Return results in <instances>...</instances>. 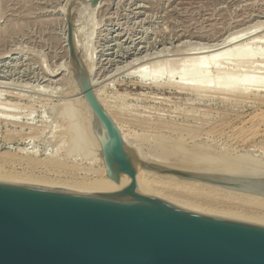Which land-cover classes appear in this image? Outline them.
Returning a JSON list of instances; mask_svg holds the SVG:
<instances>
[{
    "label": "rangeland",
    "instance_id": "374dc122",
    "mask_svg": "<svg viewBox=\"0 0 264 264\" xmlns=\"http://www.w3.org/2000/svg\"><path fill=\"white\" fill-rule=\"evenodd\" d=\"M251 27H258L257 30L263 34L264 0H0V86H2L0 103L5 104H0V167L2 168L0 169L7 173L10 171L12 175L20 172L17 176H22L21 178L23 174H25L24 178L29 175L27 179L37 175L39 178L34 176L33 179L38 181H44L46 177L45 181L50 180V183L67 179H70L69 182L73 180L72 183L86 182L94 178V171L100 166L98 151L86 134L82 141H78V138L71 134V121L65 112L67 108L70 112L72 109L73 112L77 110L78 112L74 115L78 114L81 118L83 128L91 125L87 110H82V102L79 101L80 98H77L80 95H78L80 90L77 89L76 82L79 69L76 68L70 53L69 32L76 59L78 58L82 66L81 71L83 72L86 67L85 62H81L79 52L88 58L91 73L89 77L85 70L86 77L88 75V78L96 82V88L102 91L108 107L115 111L121 110L124 113L123 117L126 115L136 117L132 121L127 120V123L121 122V124L124 126L130 124L132 129L135 126L133 130L137 135L133 136V140L139 148H141L140 145L143 146L140 150L144 154L146 152V160L159 164L165 159L176 157L175 163L178 158L181 162L178 167L188 168L191 165L182 164V161L190 163V160L197 159L196 157H199L198 160L203 157L204 160L209 158L213 162L222 160V165L218 167L232 166L237 161L239 163L236 165L244 164V167L255 164L258 165L256 167H264L263 91L261 93L255 91L252 95L249 94L247 99L233 98L234 101L227 103L220 101L219 97L222 95L218 97L215 94V97L211 94L210 96L209 92L208 95L205 91L188 93L175 88L140 83L137 77L130 75L127 71L132 65L150 58V55L151 57L153 55V59L160 57L159 60L172 58L164 56L165 53L170 55L177 50L180 52L181 48L184 49L181 51H185L194 46H205V43L206 46L210 42V45L219 43L225 39V35L227 38L229 33ZM261 33H257L256 36L263 37ZM194 43L196 45H193ZM256 47H259L260 51L259 57H255L256 61L261 58L259 61H262L264 70V43L257 44ZM152 52H155L157 56H154ZM229 64L225 65V68L235 70L233 68L235 64ZM148 66L147 68H150ZM262 68L260 71L264 72ZM124 92L129 95H124ZM175 92H180V95ZM250 96L254 97L250 98ZM249 98L254 102H251ZM146 119L151 120L150 123L153 119L154 121L160 119L167 122L166 126L191 130L193 128L192 131L200 130V133L195 131L190 136L187 134L184 138L180 136L185 144L189 146L191 144L190 147H183L187 149L183 150L185 152L174 148L171 152L169 151L173 156L167 152L162 155L160 152V158L155 159L153 154L157 155L156 151L159 152L161 149L160 147H158L159 150L156 149L157 143L164 139H171L172 135L169 134V138L168 134H165L164 137L152 129H144L143 124ZM148 123L146 122V125ZM176 124L178 127L175 126ZM91 133L94 134L93 129ZM177 135H173L176 137L172 138H179ZM156 141L159 142L156 143ZM148 152L151 153L148 154ZM91 157L92 159L96 157L98 161L94 159L92 163ZM239 157L244 158L243 161ZM31 158H34L33 162ZM56 158L62 163L56 164L52 161ZM223 162L227 165H223ZM42 163L45 164L41 165ZM177 164L180 163L177 162ZM215 165L210 167H216ZM3 167L6 169L3 170ZM39 175L43 178L40 179ZM67 181L62 183L67 185ZM69 182L68 185H73ZM177 184L170 181L159 185L167 187L166 192L169 195L172 194L171 197H176L175 201L187 202L185 204L189 207L197 203L195 207L198 209L264 220V203L262 202L243 196L241 198L239 195H236L238 197L224 195L220 191L205 190V187L189 189Z\"/></svg>",
    "mask_w": 264,
    "mask_h": 264
},
{
    "label": "water",
    "instance_id": "95a60500",
    "mask_svg": "<svg viewBox=\"0 0 264 264\" xmlns=\"http://www.w3.org/2000/svg\"><path fill=\"white\" fill-rule=\"evenodd\" d=\"M68 45L74 59L69 32ZM104 177L121 190H90L0 176V264H264V222L156 200L136 170L264 199V168H180L144 159L119 134L85 74Z\"/></svg>",
    "mask_w": 264,
    "mask_h": 264
},
{
    "label": "bare ground",
    "instance_id": "6f19581e",
    "mask_svg": "<svg viewBox=\"0 0 264 264\" xmlns=\"http://www.w3.org/2000/svg\"><path fill=\"white\" fill-rule=\"evenodd\" d=\"M261 24V23H260ZM263 24V23H262ZM259 26V25H258ZM261 26V25H260ZM258 27H251V28H242L241 30L237 31V32H233V33H229L228 37L226 38L224 36V40H222L221 42L219 43H212L210 45H207L206 46V43H205V46H200L199 47H192V48H189L185 51H181V50H184V49H179L180 52L177 50L176 53L174 54H170V55H165L164 56H171L172 58H164V60H159L160 57H158L157 55L154 54V56H157L156 60L155 57L153 59V55L151 57V53L149 52V55H150V58L148 57V59L146 60H142L140 61L138 64H135V65H132L131 67H129L130 69L127 70L129 71V74L134 76V77H137V81H139L140 83H148V84H152L154 85L155 87L158 86V87H161V86H165V87H169V88H175V89H178V90H181V91H188L189 92H194V91H201V92H209L210 96H212L214 94V96L216 97V95L219 97L220 101L221 102H227V103H230L231 101H234L233 98H239V97H244L245 99H247L246 97L251 94L255 91H258V92H264V76H261L262 74L264 75V72H261V68H262V61H259V59L261 58H258V60L256 61V56H258V54H260V51L258 50V48L256 47L257 44H260V43H264V36L263 37H258L256 36L257 33H261L259 32V30H257ZM261 30V29H260ZM261 35H264V31H263V34L261 33ZM183 38V37H182ZM220 40V39H219ZM66 42V36L64 38V43ZM115 42V41H114ZM179 42V41H178ZM188 42V41H187ZM218 42V41H217ZM72 44H73V41H72ZM188 44V43H187ZM181 45V44H180ZM193 45H196L195 43ZM64 46L66 47V45L64 44ZM198 46V45H197ZM128 47V46H127ZM178 47V46H177ZM180 47V46H179ZM73 48H74V45H73ZM75 48L77 50V46L75 45ZM139 48V47H138ZM166 48V46H165ZM164 48V49H165ZM172 49V48H171ZM176 50V48H174ZM173 49V50H174ZM186 49V48H185ZM261 50H263L262 48H260ZM161 51V50H160ZM164 54V52H162ZM170 53H173V52H170ZM262 53V51H261ZM74 54H75V49H74ZM79 57L81 58V62L83 61V63L85 62L84 66L86 67L83 68V70L85 69L86 72L88 73L89 77H90V73H91V69L89 67V62H88V58H86L84 56V54H81L79 52ZM138 54V53H137ZM157 54V53H156ZM159 54V52H158ZM168 54V53H167ZM147 56V55H146ZM145 56V57H146ZM161 56V55H160ZM144 57V56H143ZM162 57V56H161ZM259 57V56H258ZM139 58V57H138ZM141 58V57H140ZM147 58V57H146ZM78 59V58H77ZM76 59V54L74 56V63L76 65V68L79 69V71H81L82 69V66L80 65L79 61ZM135 59V58H134ZM133 59V60H134ZM145 59V58H144ZM166 59V60H165ZM264 59V57H263ZM139 60H137L138 62ZM136 62V63H137ZM264 62V61H263ZM235 64V66L233 68H235V70H230V72L225 68L227 64ZM134 64V63H133ZM147 64L149 65H152L151 67L148 66ZM121 65V64H120ZM123 65V64H122ZM129 65V64H128ZM230 65V64H229ZM228 65V66H229ZM125 66V65H124ZM123 66V67H124ZM150 67V68H147ZM240 66V67H238ZM238 67V68H237ZM122 68V67H121ZM127 68V67H125ZM229 68V67H228ZM117 69V68H116ZM85 70L81 73L85 74L86 76V73H85ZM263 70V68H262ZM74 71H75V68H74ZM264 71V70H263ZM116 72V71H115ZM51 73V72H50ZM128 74V73H127ZM128 74V75H129ZM88 75H87V78H88ZM108 75V74H107ZM106 75V76H107ZM49 79V78H48ZM90 83V87L94 93V96L96 98V100L99 102V104L101 105V107L104 109V111L107 113V115L109 116V118L111 119V121L114 123V125L116 126V129L118 130L119 134L124 138V140L129 144V146L135 151L137 152L140 156H142L144 159L147 158V155H146V152L144 154V152H142L140 149H142L143 146L140 145L141 148L138 147V145L135 144V141L133 140V136L136 134L135 133V130H133L135 128L132 129L129 125L127 126H124L121 124V122L123 123H127V120L129 121H132V119H135V118H132V116H124V113L121 111V110H111L108 105H107V100L106 98L103 96V93L101 90H99V88H96V82L91 79V78H88ZM42 80V79H41ZM12 83V81H11ZM138 83V82H137ZM14 85V84H13ZM34 85V84H33ZM32 85V86H33ZM27 86V85H26ZM46 86V85H45ZM2 86H0L1 88ZM121 87V86H120ZM4 88V87H3ZM40 88V87H39ZM78 85H77V89H78ZM44 90V89H43ZM79 90V89H78ZM158 90V89H157ZM161 90V89H160ZM4 91V90H3ZM6 92V91H5ZM119 92V91H118ZM168 92H171V91H168ZM177 92V91H176ZM175 92V93H176ZM200 92V93H201ZM1 93H2V90H1ZM0 93V94H1ZM66 93V92H65ZM174 97H175V94L174 92H172ZM179 95H180V92H178ZM176 93V94H178ZM185 93V92H184ZM196 93V92H195ZM194 93V94H195ZM80 94V95H79ZM119 94V93H118ZM117 94V95H118ZM121 94V92H120ZM127 94L126 92H124V95ZM187 94V93H186ZM208 94V95H209ZM212 94V95H211ZM216 94V95H215ZM78 97L77 98H80V102H82L81 104V107L82 110L84 109L85 111L87 110V113L89 114V117L91 118V125H86L85 128H83L84 124L81 122V118H79L78 114L74 115L75 113H77L78 111L76 110L75 112H73L71 110L70 112V109L65 111L66 112V115L68 116V118L70 119V123H71V134H73L74 137H77L78 141H82L83 140V136H85V134L87 135V137H89L88 139H90V141L92 142V145L95 146V148L97 149L98 153L101 149V145H100V142L98 140V138L96 137L95 133L92 134L91 133V129H93L92 127V117H93V111L92 109L90 108V106L88 105L87 101L85 100V98L83 97L82 93L79 91L78 92ZM129 94H127L128 96ZM170 95V94H169ZM172 95V96H173ZM190 95V94H189ZM121 95H119L120 97ZM126 96V98H127ZM153 96V94L151 95ZM156 96V94H155ZM203 96V95H201ZM207 96V95H206ZM208 96V97H210ZM161 97V95H160ZM171 97V95H170ZM196 97V96H195ZM208 97H206L208 99ZM251 97H254V96H250ZM118 98V96H117ZM123 100L124 97H122ZM168 98V97H167ZM197 98V97H196ZM204 98V99H206ZM212 98V97H210ZM249 98V99H250ZM189 99V97H188ZM202 99V98H201ZM241 99V98H240ZM248 99V100H249ZM121 100V98L119 99ZM196 100V99H195ZM199 100V99H198ZM251 100V99H250ZM256 100V99H255ZM67 101V100H66ZM73 101H75L73 99ZM78 101V102H79ZM254 102V100H251V102ZM86 104H85V103ZM123 102V101H122ZM242 102V101H241ZM6 103V102H5ZM10 103V102H8ZM75 103V102H74ZM1 105L3 103H0ZM78 104V103H77ZM5 105V104H3ZM7 105V104H6ZM11 105V103H10ZM69 105V104H68ZM16 106V104L14 105ZM12 106V107H14ZM51 106V105H50ZM55 106V105H54ZM58 106V105H57ZM79 106V105H78ZM6 107V106H5ZM11 107V106H10ZM62 107V106H61ZM60 107V108H61ZM3 108V107H2ZM59 108V107H58ZM80 108V107H79ZM10 110V109H9ZM14 110V109H13ZM52 110V109H51ZM62 110V108H61ZM64 110V109H63ZM16 111V110H15ZM19 111V110H18ZM64 112V111H63ZM68 112V113H67ZM193 112V111H192ZM183 113V112H182ZM186 113V112H185ZM5 114V113H4ZM32 114V113H31ZM59 114H60V111H59ZM123 114V115H122ZM204 114V113H203ZM62 115V113H61ZM64 115V114H63ZM65 115V116H66ZM134 115V114H133ZM15 116V115H14ZM58 116V115H57ZM128 116V117H127ZM189 116V115H187ZM131 118V119H129ZM188 118V117H187ZM17 119V118H16ZM85 119V118H84ZM141 119V118H140ZM191 119V118H190ZM189 119V120H190ZM201 119V118H200ZM199 119V120H200ZM202 120V119H201ZM90 121V120H89ZM139 121V119H138ZM151 120H145V127H142L144 129H152L154 130L155 132H157V134H161L160 136H164L165 134H170V136L172 135V137H176V136H173L175 134H178L177 136L179 138H175L173 139L171 137V139H164L163 141H160V143H157L159 141H156V143L158 144V146L156 147V149L159 150L158 147H160V151L157 152V155L156 154H153V156L155 157V159H158L160 158L159 155H163L165 154V152L169 153V151L171 152V149H179L181 150L182 149V152H185L183 150H185L186 148H183L184 146H189L188 144H185V142L182 140L187 134V136H190L191 133L195 132V131H192L191 129H185V128H173V127H170V126H166L167 122L166 121H163V120H160V119H153L152 123H150ZM68 122V121H67ZM85 122H87L85 120ZM135 122V121H134ZM140 122V121H139ZM143 122V121H142ZM146 122H149L148 125H146ZM154 122V123H153ZM184 122V121H183ZM187 122V121H186ZM130 123V122H129ZM165 123V125H163ZM170 124V122H168ZM138 124V123H137ZM170 125H173V124H170ZM178 124H176L175 126H177ZM188 125V124H187ZM206 125V124H204ZM69 126V127H70ZM140 125H138L139 127ZM180 126V125H179ZM189 126V125H188ZM66 127V126H65ZM68 127V128H69ZM137 127V126H136ZM178 127V126H177ZM186 127V125L184 126ZM192 127V126H191ZM194 127V126H193ZM198 127V126H196ZM200 128V127H199ZM198 128V129H199ZM65 129V128H64ZM67 129V128H66ZM196 129V128H194ZM197 129V130H198ZM210 129H208L209 131ZM66 131V130H65ZM204 131V130H203ZM202 131V132H203ZM86 132V133H85ZM185 132V133H184ZM198 133H200V130L199 131H196ZM205 132V131H204ZM195 134V133H194ZM197 134V133H196ZM195 134V135H196ZM95 135V136H93ZM137 135V134H136ZM156 135V134H155ZM199 135V134H198ZM201 135V134H200ZM151 136V135H150ZM157 136V135H156ZM166 136V135H165ZM164 136V137H165ZM167 136V137H168ZM169 136V138H170ZM180 136L183 138L180 139ZM193 136V135H192ZM191 136V137H192ZM73 137L74 140H76L75 138ZM96 137V138H94ZM194 137V136H193ZM154 138V137H153ZM157 138V137H156ZM155 138V139H156ZM31 139V138H30ZM173 139V140H172ZM188 139V138H187ZM76 140V141H77ZM159 140V139H158ZM185 140V139H184ZM192 140V139H191ZM73 141V140H72ZM77 141V142H78ZM195 141V140H194ZM53 142V141H52ZM61 142V140H60ZM90 142V144H91ZM98 142V143H97ZM80 143V142H78ZM77 143V144H78ZM88 143V142H87ZM147 143V142H146ZM61 144V143H60ZM153 145L155 144L154 142L152 143ZM100 145V147H99ZM197 145V144H196ZM191 146V144H190ZM189 146V147H190ZM193 146V144H192ZM199 146V145H198ZM145 147V146H144ZM149 147V145H148ZM155 147V146H154ZM195 147V146H194ZM193 147V148H194ZM204 147V146H203ZM147 149V148H145ZM152 149H155L152 147ZM155 149V150H156ZM203 149V148H202ZM206 149V148H205ZM208 149V148H207ZM206 149V150H207ZM144 150V149H143ZM149 150V149H147ZM146 150V151H147ZM164 150V151H163ZM178 150V151H179ZM187 150V149H186ZM199 150V149H198ZM150 151H151V148H150ZM173 151V150H172ZM92 152V151H91ZM153 152V151H152ZM161 152V154H160ZM164 152V153H163ZM181 152V151H180ZM205 152V151H204ZM151 152H148V154H150ZM159 153V154H158ZM177 153V152H175ZM190 153V152H189ZM187 153V154H189ZM200 153V152H199ZM198 153V154H199ZM70 154V152H69ZM170 154V153H169ZM169 154L167 156H169ZM173 154V153H172ZM194 154V153H193ZM197 154V153H195ZM55 155H57L55 153ZM60 155V154H59ZM88 155V154H87ZM171 155V154H170ZM182 155V154H181ZM201 155H203V153H201ZM227 155V154H226ZM47 156V155H46ZM51 156V155H50ZM58 156V155H57ZM69 156V155H68ZM166 156V155H165ZM166 156V157H167ZM173 156V155H171ZM192 156V155H191ZM208 156V155H207ZM59 157V156H58ZM73 157V156H72ZM98 159H99V163H100V166H98L99 168L97 170L94 171L95 173V176L94 178H91V180H88L86 182H76V183H72L73 180H71L72 182H69V180H64V181H67V185L63 184L61 179L60 181L62 182H57L55 180H53L54 183H50L49 181H45L47 180L46 177H45V180H34L33 178H35L37 175H34L33 178H28V176H26L27 178H24L25 174H23V178H21L22 176L18 177L17 175H19V173H15V175H12L10 174L11 172L9 171V173H7V171H2L0 169V176L2 177H9V178H16V179H23V180H29V181H36V182H47L49 184H55V185H62V186H69V187H76V188H83V189H90V190H99V191H113V190H121L123 187H124V179L122 177V175L119 176V179L116 181L114 179H111L110 177H104V175L106 174V170H105V164L102 163V160L100 158V156L98 155L97 156ZM157 157V158H156ZM238 157V156H237ZM61 158V157H60ZM63 158V157H62ZM152 158V157H151ZM176 158V157H175ZM175 158L173 159H165L163 163H159L161 165H173V166H180L181 165V162L178 161V159L176 160L178 163L180 164H177V162L175 163ZM197 159H193V160H190L191 162L189 163V161H185L186 163H183L182 161V164H190L191 166H189L188 168H195V167H210L211 165H214L216 164L215 166L218 167L219 165L221 166L222 165V160L219 161H215L213 162L212 159L209 160V158H207L209 161H206L203 159V157H200L201 159L198 160L199 157H196ZM225 158V157H224ZM235 158V157H234ZM240 158V157H239ZM238 158V159H239ZM32 159V158H31ZM34 159V158H33ZM33 159L31 162H33ZM94 159H96L95 161H98L97 158L95 157ZM92 157H91V160H92V163H93V160ZM150 159V157L148 158ZM183 159V158H182ZM188 159V158H187ZM215 159V158H213ZM242 161L244 158H240ZM90 160V161H91ZM160 160V159H159ZM189 160V159H188ZM198 160V162H197ZM226 160V159H225ZM229 160V159H227ZM235 160V159H234ZM240 160V161H241ZM247 160V159H245ZM249 160V159H248ZM29 161V160H28ZM27 161V163H28ZM41 161V160H40ZM47 162L49 160H46ZM53 162H56V164H61L62 161L58 158L56 159H52ZM89 161V163H90ZM150 161V160H149ZM161 161V160H160ZM44 162V161H43ZM158 162V161H157ZM188 162V163H187ZM213 162V163H212ZM217 162V163H216ZM227 162V161H225ZM223 162L224 164L223 165H227V163ZM232 162V161H230ZM37 163V162H36ZM40 163V162H39ZM46 163V162H45ZM44 163V164H45ZM88 163V164H89ZM96 163V162H95ZM236 163V162H234ZM237 163H239L237 161ZM236 163V164H237ZM244 163V162H242ZM254 163V162H253ZM32 164V163H31ZM35 164V163H34ZM43 163L41 165H44ZM64 164V163H63ZM62 164V166H63ZM91 164V163H90ZM98 164V163H97ZM236 164H233L232 166H226V167H240V165H236ZM250 164V163H249ZM247 164V165H249ZM28 165V164H27ZM49 165V163H48ZM66 166V162L64 164ZM71 165V164H70ZM93 165V164H92ZM99 165V164H98ZM230 165V164H229ZM251 165V164H250ZM2 166V164H1ZM57 166V165H56ZM54 166V167H56ZM75 166V164H74ZM91 166V165H89ZM258 165H252V166H248V167H256ZM260 166V165H259ZM171 167V166H170ZM185 167V166H184ZM214 167V166H213ZM223 167V166H222ZM241 167H244V164L243 166ZM246 167V166H245ZM46 168V167H45ZM51 168V166H50ZM58 168V167H57ZM61 168V167H60ZM74 168V167H73ZM181 168V167H180ZM186 168V167H185ZM261 168H264V167H261ZM6 168L3 167V170H5ZM12 170V169H11ZM14 171V170H13ZM12 171V173H13ZM90 171H91V167H90ZM92 171V172H93ZM27 173V172H26ZM28 174V173H27ZM30 174V173H29ZM22 175V173L20 174ZM40 176V175H39ZM92 176V175H91ZM90 176V177H91ZM38 177V176H37ZM39 178V177H38ZM43 178V177H42ZM41 176H40V179H42ZM88 178V177H87ZM86 178V179H87ZM50 179V178H49ZM54 179V178H53ZM76 179V178H75ZM85 179V178H84ZM90 179V178H89ZM78 180V179H77ZM52 181V179H51ZM59 181V179H58ZM76 181V180H75ZM74 181V182H75ZM83 181V180H81ZM167 181V182H166ZM176 182L178 183L177 185H181L180 187H189V189L191 187H196L195 189L197 188H200V187H205L206 189L205 190H213V191H220L222 193H224V195H239L240 197L243 196L244 198H247V199H250V200H254V201H257V202H262L264 203V199H259V198H253V197H249V196H245V195H241V194H237V193H234V192H230V191H226V190H222V189H218V188H214V187H208V186H203V185H198V184H193V183H188V182H183V181H177V180H170V179H167L165 177H162V176H159L157 174H154V173H151L145 169H137L136 170V180H135V183H136V187L138 189V192H140L142 195H145L149 198H152V199H156V200H161V201H165V202H170V203H175V204H179V205H184V206H187V202H185L186 200H184V202L186 203H180L179 199L177 201H175V198L171 197V195H169L166 191L167 190V187H163V186H160L159 184H165V183H168V182ZM68 182L69 183H72L73 185H68ZM208 188V189H207ZM203 189V188H202ZM234 196V197H235ZM238 197V196H236ZM241 197V198H243ZM178 198V197H177ZM184 199V198H183ZM181 199V200H183ZM247 201V200H246ZM249 201V200H248ZM190 203V201H189ZM194 203V202H193ZM192 203V204H193ZM191 204V203H190ZM194 206V204H193ZM192 206V207H193ZM195 206L197 207V203L195 204ZM193 207V208H196V207ZM189 207V206H188ZM204 208V207H203ZM208 209V208H207ZM209 211V210H208ZM221 212V211H220ZM229 212V211H228ZM227 214V213H226ZM235 216V215H234ZM259 217H262V216H259ZM244 218H247V219H252V220H255V218L253 217H244ZM263 219V218H261ZM262 222H264V220H261ZM257 220V219H256ZM259 221V219L257 220Z\"/></svg>",
    "mask_w": 264,
    "mask_h": 264
}]
</instances>
